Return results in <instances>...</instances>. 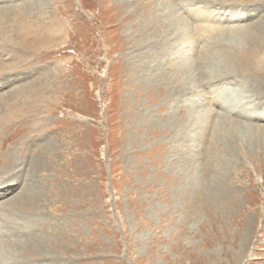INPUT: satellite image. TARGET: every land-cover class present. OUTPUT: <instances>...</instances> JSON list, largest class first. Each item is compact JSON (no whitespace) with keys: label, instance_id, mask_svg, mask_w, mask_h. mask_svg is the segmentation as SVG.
Masks as SVG:
<instances>
[{"label":"rangeland","instance_id":"rangeland-1","mask_svg":"<svg viewBox=\"0 0 264 264\" xmlns=\"http://www.w3.org/2000/svg\"><path fill=\"white\" fill-rule=\"evenodd\" d=\"M181 1L0 2V264H264V97H178L264 46V0H188L244 30L184 62Z\"/></svg>","mask_w":264,"mask_h":264},{"label":"bare ground","instance_id":"bare-ground-1","mask_svg":"<svg viewBox=\"0 0 264 264\" xmlns=\"http://www.w3.org/2000/svg\"><path fill=\"white\" fill-rule=\"evenodd\" d=\"M1 1L3 0H0V2ZM188 3L189 1L186 0V1H181V3H178L176 5H173L175 12L178 13L180 16L185 17L184 15H186L185 13L188 11V9L185 7L187 6ZM192 12L193 13L191 15L190 14L189 16L186 15L187 17L185 18L186 19L190 18L191 20H193L194 22L192 21V25L194 24V26H190L188 27V29H182L183 31L178 38L176 37L172 38V36L170 37L172 38V40L175 41L173 44L174 45L173 51L178 57L181 58L180 59L181 62L186 61L187 58H189L192 55L201 57L204 54L203 51H205L207 48H211L210 46L218 42L217 39H219L221 36H225L227 33L229 37L233 38L235 36H239L237 35L238 30L243 29L242 26H239V24H237V22H241L243 19V17L240 15H236L235 18H230L228 22H226V25H224L223 27H217L211 25V24H215L214 19L210 18L211 19L210 20L209 17H205L206 15L200 13L201 11L199 9H194ZM182 21L184 22V20ZM26 31L31 32L28 29H26ZM192 36H194L195 39H197L198 41L194 47L188 48L190 46L189 44L192 42L193 39ZM167 39H169V36ZM262 39L264 41V38ZM39 41L41 40H38V42ZM37 44L38 46L41 45V44L39 45V43ZM183 64L185 65L187 63H183ZM195 64L197 65L200 64L201 67L202 66L208 68L211 67L208 66V63H195ZM227 69L229 70H225V71L221 70L222 72L219 71L214 76H211V74H208L206 72L201 73V71L199 70L200 73L196 76L197 80L194 79V85L192 88H189L188 86L185 85L179 87L180 88V92H178L180 93L178 95L179 99H182L184 101L192 99L200 95V93H204L203 91L207 89L206 97L204 99L202 98L200 99L199 109H201L208 115L217 118L225 115L227 120H236V119L253 120V118L255 117L259 118L258 115L253 114V112H255L254 109L256 107H253L252 103L254 102L253 99L256 100V98H258L260 100L261 98L264 97V46H261L260 43H258L257 45H252L250 52L247 55H245V58L241 60V63H238V65H232L231 68H227ZM245 74H248L249 76L253 77V81L249 82L247 85V92L242 91V94L234 93L235 92L234 88L226 86L227 84L225 85L226 80H228L230 77H235L238 75H245ZM211 85L213 86L211 87ZM161 87L162 86L160 84L156 88H161ZM157 90L159 92V89ZM263 103L264 102H260L261 105H264ZM23 198L31 199L30 196L26 197L25 195Z\"/></svg>","mask_w":264,"mask_h":264}]
</instances>
